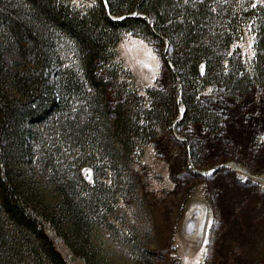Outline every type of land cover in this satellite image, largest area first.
Segmentation results:
<instances>
[{
	"label": "trees",
	"instance_id": "16d2710c",
	"mask_svg": "<svg viewBox=\"0 0 264 264\" xmlns=\"http://www.w3.org/2000/svg\"><path fill=\"white\" fill-rule=\"evenodd\" d=\"M245 27L249 62L230 48ZM126 32L162 47L168 92L141 94L127 77L116 54ZM5 52L20 63L0 67V264H68L49 231L85 264H108L98 234L118 228L136 263L153 264L117 213L136 184L134 153L180 105L179 124L217 135L208 97L264 85V0H0ZM184 145L199 159L201 147Z\"/></svg>",
	"mask_w": 264,
	"mask_h": 264
},
{
	"label": "rangeland",
	"instance_id": "374dc122",
	"mask_svg": "<svg viewBox=\"0 0 264 264\" xmlns=\"http://www.w3.org/2000/svg\"><path fill=\"white\" fill-rule=\"evenodd\" d=\"M230 48L249 62L254 34L245 27ZM162 50L130 32L116 44L117 58L141 94L149 87L171 89ZM19 63L5 52L1 71ZM255 89L245 99L208 97L223 117L217 135L179 124L180 105L168 126L136 149V184L131 198L120 197L117 213L133 220L141 248L155 252L153 264H264V85ZM183 141L201 147L199 159L187 158ZM118 230L108 239L98 234L108 264H137L132 244ZM49 232L68 264H85Z\"/></svg>",
	"mask_w": 264,
	"mask_h": 264
}]
</instances>
